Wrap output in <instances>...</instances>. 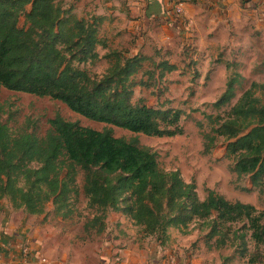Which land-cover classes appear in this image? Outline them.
Masks as SVG:
<instances>
[{"label": "trees", "instance_id": "1", "mask_svg": "<svg viewBox=\"0 0 264 264\" xmlns=\"http://www.w3.org/2000/svg\"><path fill=\"white\" fill-rule=\"evenodd\" d=\"M102 20L77 16L63 0H0V87L58 101L106 126L97 131L56 116L41 133L36 121L26 118L17 124L0 105V201L29 216L44 214L51 204L54 214L65 219L74 213L72 203L82 191L93 212L84 224L87 231L102 233L108 212L121 213L142 237L160 245L168 241L169 229L185 234L193 226L204 233L208 249H232L231 256L248 264H264V211L211 190L200 199L195 183L185 182L177 170L162 169L151 148L114 136L111 128L156 138L181 135L182 112L134 101L135 88L159 84L176 67L111 49L100 36ZM102 61L106 68L101 74L85 68ZM236 82L228 80L214 109L229 105ZM259 91L264 92V84L252 83L228 111L205 116L208 132L202 134L203 153H211L222 139L230 171L238 179L249 177L253 187L264 178V100Z\"/></svg>", "mask_w": 264, "mask_h": 264}, {"label": "rangeland", "instance_id": "2", "mask_svg": "<svg viewBox=\"0 0 264 264\" xmlns=\"http://www.w3.org/2000/svg\"><path fill=\"white\" fill-rule=\"evenodd\" d=\"M74 1L63 0V3L66 7L72 6L77 16L94 13L91 6L83 8L82 4ZM216 18L213 16L210 22L198 20L195 25L186 21L173 34L166 36L160 29L162 22H152L148 31L139 22L110 14V21L101 26L100 36L108 41L111 49H125L130 55L152 56L155 62L165 60L175 65L176 70L165 74L159 84L147 89L135 88L133 99H143L150 107L180 110L179 126L182 134L172 138H156L131 134L118 128L111 129L115 137L136 139L139 145L155 151L160 167L165 171L177 170L185 182L195 183L200 199H204L207 191L211 190L231 202L239 201L264 211V178L259 187H253L249 177L238 179L230 171L232 161L225 157L222 139L218 140L211 153H203L202 134L208 132L205 116L222 115L252 83L264 84V46L252 44L263 43L264 38L254 36L257 31L242 32L241 26L236 27L232 19L224 25ZM23 25L24 18L21 17L19 27ZM250 26L251 23L248 29ZM98 51L99 54L103 53L100 48ZM85 68L91 73L101 74L106 63L102 61L96 65H85ZM145 68L152 66L145 63ZM155 77L157 79V72ZM229 79L237 81L235 96L229 105L216 110L212 104L224 93ZM257 95H262L264 100L263 91ZM0 105L14 115L17 124H22L26 118L36 121L41 133L48 128L47 121L56 116L97 131L106 127L71 112L58 101L10 92L2 87ZM6 118L7 115L3 120ZM9 126L14 129L16 125L9 123ZM77 182L81 187V174ZM80 193L77 201L72 203L74 213L65 219L54 214L51 204L46 206L44 214L40 216H29L23 210H14L18 218L22 219L25 214L39 228L41 240L37 251L34 252L28 243L21 246V249L30 248V258L39 254L42 261L48 264H102L105 263L102 254L107 242L118 236L116 225H124L134 236L142 235L138 227L133 226L121 213L115 212L107 213L102 233L85 230L84 224L91 219L93 212L87 208L82 191ZM5 201L2 206L11 207ZM191 230L196 232L193 226ZM223 252L229 256L234 250L224 249Z\"/></svg>", "mask_w": 264, "mask_h": 264}, {"label": "crops", "instance_id": "3", "mask_svg": "<svg viewBox=\"0 0 264 264\" xmlns=\"http://www.w3.org/2000/svg\"><path fill=\"white\" fill-rule=\"evenodd\" d=\"M83 8L92 7V15L103 23L110 21V14L122 15L139 22L148 29L152 22H162V32L170 36L184 22L195 25L198 20L210 22L212 17L224 25L232 19L242 32L257 31L254 36L264 38V0H76ZM180 9V13L177 12ZM250 12V13H249ZM85 15V14H84ZM249 21V22H248ZM102 23V24H103ZM179 23V24H177ZM252 24L248 29V24ZM208 25V24H207ZM146 30L143 31L145 33ZM258 46L263 43L252 42ZM0 201V242L3 254L0 264H25L21 246L28 243L35 252L39 248V228L26 215L18 218L9 206ZM118 236L111 238L103 251L102 264H248L238 256H226L224 250L207 247L200 232L169 229L168 241L160 245L155 238L134 236L124 225H116ZM127 233V235L125 234ZM201 235V236H197ZM30 249V248H29ZM37 254V253H36ZM231 257L230 260H225ZM40 258V259H39ZM27 264H48L40 255L28 257Z\"/></svg>", "mask_w": 264, "mask_h": 264}, {"label": "built area", "instance_id": "4", "mask_svg": "<svg viewBox=\"0 0 264 264\" xmlns=\"http://www.w3.org/2000/svg\"><path fill=\"white\" fill-rule=\"evenodd\" d=\"M177 12L180 13V9H177ZM29 253H30L29 248L21 249V255L24 259L25 264H27V262H28ZM2 254H3V244L0 242V262L2 260Z\"/></svg>", "mask_w": 264, "mask_h": 264}]
</instances>
